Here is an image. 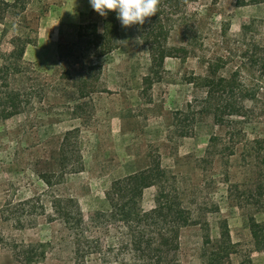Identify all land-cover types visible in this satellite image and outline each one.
<instances>
[{
  "label": "rangeland",
  "instance_id": "obj_1",
  "mask_svg": "<svg viewBox=\"0 0 264 264\" xmlns=\"http://www.w3.org/2000/svg\"><path fill=\"white\" fill-rule=\"evenodd\" d=\"M102 18L89 0H0V57L16 37L30 41L23 61L33 71L35 94L23 112L0 122V264H26V251L30 264H84L38 176L53 167L60 138L72 129L84 167L52 182L57 194L77 201L94 239L112 245V232L93 220L106 209L110 183L143 169L152 156L204 225L181 231L176 264H205L213 254L219 264H264V3L189 0L170 16L168 45L175 50L161 68L150 62L135 25L124 28L118 20V49L81 74L80 93L78 80L61 76L57 48L74 40L79 25ZM209 63L234 86L236 109L243 106L218 122L193 84ZM155 193L143 192V209L153 207ZM249 216L262 228L261 244L250 235ZM224 221L228 247L219 243ZM85 264L128 263H102L93 254Z\"/></svg>",
  "mask_w": 264,
  "mask_h": 264
},
{
  "label": "trees",
  "instance_id": "obj_2",
  "mask_svg": "<svg viewBox=\"0 0 264 264\" xmlns=\"http://www.w3.org/2000/svg\"><path fill=\"white\" fill-rule=\"evenodd\" d=\"M188 1L159 0L158 9L164 7L167 17L163 15L164 12L158 10L157 15L147 18L144 25H135L137 35L146 47L153 65L163 67L165 59L175 50L168 45L173 26L169 24L172 22L170 16H174ZM235 3L238 6L257 5L263 4L264 0H235ZM3 6L9 7L7 3H3ZM120 41L119 23L114 12L108 13L99 23L88 22L79 25L74 40L60 44L57 48L61 76H73L78 80L77 90L81 93L86 88V80L82 79L81 74H87L88 68L95 66L97 60L118 49ZM29 44L27 39L16 37L12 50L1 54L0 87L4 89L0 92V122L23 112L34 98L33 71L23 61L25 49ZM259 60L263 62L264 71V58ZM193 84H199L203 89L205 103L208 108H213L212 116L217 122L222 121L223 113L233 116L243 108L242 106L236 109L232 103L234 86L218 74L217 64L206 65L205 73L197 77ZM245 96L242 95L241 100H244ZM221 98H224L223 102L218 106L217 101ZM83 167V157L77 143V130L72 129L61 136L53 167L48 173L38 174L52 194L48 207L67 230L75 258L84 264L93 254L98 255V260L102 263L114 261L128 264H176L181 231L189 226L202 225V221L196 209L185 205L183 197L173 187L171 176L160 166L158 160L151 156L146 167L113 180L105 191L106 209L96 213L93 220L103 232H112V245L101 241L100 238L94 239L87 233L81 209L75 199L56 193L57 184L52 182L53 178H57L61 183L65 176L79 173ZM151 187L156 190L155 202L151 209L145 210L142 207L143 192ZM247 224L254 242L261 244V226L252 216L247 217ZM219 229V243L231 246L225 221L220 224ZM210 242L209 236L206 235L204 243ZM11 250L16 252L14 247ZM24 254L26 264H30V251ZM205 264H219L216 254L208 258ZM247 264H251L249 259Z\"/></svg>",
  "mask_w": 264,
  "mask_h": 264
},
{
  "label": "clouds",
  "instance_id": "obj_3",
  "mask_svg": "<svg viewBox=\"0 0 264 264\" xmlns=\"http://www.w3.org/2000/svg\"><path fill=\"white\" fill-rule=\"evenodd\" d=\"M91 8L101 17L116 13L124 28L144 25L147 18L157 15L159 0H89Z\"/></svg>",
  "mask_w": 264,
  "mask_h": 264
}]
</instances>
